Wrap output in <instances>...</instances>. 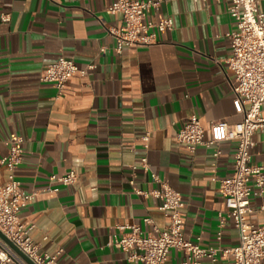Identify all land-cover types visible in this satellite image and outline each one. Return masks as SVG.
I'll use <instances>...</instances> for the list:
<instances>
[{
	"label": "crops",
	"instance_id": "crops-1",
	"mask_svg": "<svg viewBox=\"0 0 264 264\" xmlns=\"http://www.w3.org/2000/svg\"><path fill=\"white\" fill-rule=\"evenodd\" d=\"M115 1L0 0V161L11 142L23 138L16 176L24 191L40 192L20 218L35 226L30 237L42 253L63 250L56 264H140L129 263L112 243L120 225H139L144 235L166 227L158 201L136 193L158 188L151 178L156 173L182 196L185 238L202 248L231 249L239 232L227 218L220 181L232 173L236 143L199 147L192 154L176 140L192 116L199 119L205 141L213 124L243 119L235 109L236 80L226 62L232 53L228 35L237 29L229 5L152 0L160 5L148 19L171 17L172 31L153 45L117 53L110 31L123 22L107 12ZM260 11L264 14V0ZM2 15L10 20L3 22ZM61 57L81 69L95 68L87 76L74 75L59 97L40 77ZM254 141L252 162L264 165V131ZM143 158L149 173L143 172ZM70 172L77 176L74 185L41 192L55 186L51 175ZM7 180L0 165V185ZM261 205L264 196L252 201L248 222L262 223ZM220 215L226 218L222 230ZM184 258L172 250L167 264H182ZM230 261L219 253L216 262L201 264Z\"/></svg>",
	"mask_w": 264,
	"mask_h": 264
},
{
	"label": "built area",
	"instance_id": "built-area-1",
	"mask_svg": "<svg viewBox=\"0 0 264 264\" xmlns=\"http://www.w3.org/2000/svg\"><path fill=\"white\" fill-rule=\"evenodd\" d=\"M224 1L229 5V13L237 24L236 31L228 35L232 53L226 62L236 80L235 109L243 115V119L234 125L227 122L213 124L210 139L205 141L204 129L199 119L192 116L177 132L176 140L192 154L199 147L211 148L223 142L236 143L233 170L227 178L220 181V191L227 209V218L232 220L239 232V242L231 249L218 250L202 248L187 240L184 236V202L181 194L156 173H152L151 178L158 188L136 193L158 201L159 210L167 219V225L162 231L154 227L155 234L148 235H144L141 227L136 224L117 226L112 246L124 253L129 263L167 264L172 250L184 254L182 264H201L203 260L214 263L218 260L219 253L231 257L228 264H261L264 260V206L261 205L257 210L262 217L260 225L247 220L253 213L252 201L264 196V165L254 164L251 154L256 145L255 135L264 131V14L260 11V0ZM159 5L160 1L152 0H116L108 8L109 14L121 16L123 22L119 29L110 31L117 42V53H121L125 47L153 45L158 42L160 34L172 31L171 17L157 22L148 19ZM1 20L8 22L10 18L2 15ZM94 68L95 65L90 64L81 69L73 59L61 57L43 69L40 81L53 85L60 97L74 75L87 76ZM142 140L147 143L149 136L146 135ZM23 143V138L16 137L10 144L8 154L0 161L8 178L4 186L0 185V264H30L12 245L31 264H56L63 250L59 249L55 255L42 253L41 245L30 237L35 226L22 222L20 218V212L40 193L24 191L16 176V170L22 162ZM213 155L219 157V148L215 149ZM141 167L143 172H150L146 158L141 160ZM76 180L74 172L64 176L51 175L49 182L55 186L41 192L57 193L60 186H72ZM130 183L133 185V181ZM144 222L152 224L150 218L144 219ZM225 224L226 218L220 215V230ZM220 238L221 231L218 233V239Z\"/></svg>",
	"mask_w": 264,
	"mask_h": 264
},
{
	"label": "water",
	"instance_id": "water-1",
	"mask_svg": "<svg viewBox=\"0 0 264 264\" xmlns=\"http://www.w3.org/2000/svg\"><path fill=\"white\" fill-rule=\"evenodd\" d=\"M12 247L28 262V263H30L31 264V262L24 256V255H22L13 245H12Z\"/></svg>",
	"mask_w": 264,
	"mask_h": 264
}]
</instances>
